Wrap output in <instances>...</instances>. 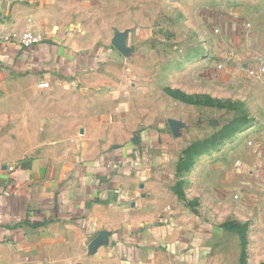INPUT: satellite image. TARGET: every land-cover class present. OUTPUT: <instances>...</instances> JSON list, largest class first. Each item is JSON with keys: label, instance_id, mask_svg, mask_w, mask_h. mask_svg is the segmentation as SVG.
Masks as SVG:
<instances>
[{"label": "crops", "instance_id": "0c3cea01", "mask_svg": "<svg viewBox=\"0 0 264 264\" xmlns=\"http://www.w3.org/2000/svg\"><path fill=\"white\" fill-rule=\"evenodd\" d=\"M255 1L257 69L264 9ZM99 5L0 0V120L10 130L24 120L35 137L18 151L0 149V264H239L230 225L248 234L264 220V109L196 157L186 172L202 169L192 197L176 194L179 130L146 123V110L132 107L139 90ZM25 31L42 40L22 47Z\"/></svg>", "mask_w": 264, "mask_h": 264}, {"label": "rangeland", "instance_id": "374dc122", "mask_svg": "<svg viewBox=\"0 0 264 264\" xmlns=\"http://www.w3.org/2000/svg\"><path fill=\"white\" fill-rule=\"evenodd\" d=\"M253 2L100 0L98 9L107 28L113 37L123 34L128 48L127 56L120 55V65L139 90L132 107L146 110V123L178 129L175 143L180 151L211 137L235 117L246 115L252 123L253 115L263 112L264 75L253 76ZM257 7L264 9V0ZM16 125L11 134L13 123L0 120L4 153L12 146L18 151L35 138L23 128L24 120ZM247 137L236 147L240 159L249 154ZM183 157L181 152L173 179L175 193H186L188 199L202 169L186 173L179 168ZM257 237L262 246L256 245ZM244 240L239 264H264V220L245 233ZM230 253L235 255L232 249Z\"/></svg>", "mask_w": 264, "mask_h": 264}, {"label": "trees", "instance_id": "16d2710c", "mask_svg": "<svg viewBox=\"0 0 264 264\" xmlns=\"http://www.w3.org/2000/svg\"><path fill=\"white\" fill-rule=\"evenodd\" d=\"M250 123L251 120L246 115L235 117L228 125H225L211 137L192 143L190 147H187L183 151L184 157L179 168L188 170L193 165V162L198 155L217 148L224 140L230 138L234 133L241 131ZM230 229L235 230L238 233L239 238H241V245H245L244 234L246 231L243 225L233 223L230 225Z\"/></svg>", "mask_w": 264, "mask_h": 264}, {"label": "built area", "instance_id": "2783aa9c", "mask_svg": "<svg viewBox=\"0 0 264 264\" xmlns=\"http://www.w3.org/2000/svg\"><path fill=\"white\" fill-rule=\"evenodd\" d=\"M3 37L0 35V39H2ZM6 38V37H4ZM8 38H6L7 40ZM42 40V36L40 33H36L33 31H25L23 32L20 36H19V44L24 47V48H29L37 43H39ZM264 71V66L263 67H259L257 69L253 68V75H257L258 72ZM13 165H11L9 167L10 170L13 169Z\"/></svg>", "mask_w": 264, "mask_h": 264}, {"label": "water", "instance_id": "95a60500", "mask_svg": "<svg viewBox=\"0 0 264 264\" xmlns=\"http://www.w3.org/2000/svg\"><path fill=\"white\" fill-rule=\"evenodd\" d=\"M112 44L114 47H116L117 50H119L123 55L127 56L129 54L128 48L125 46L124 42V36L123 34H120L118 32L115 33L113 39H112ZM136 142V139H134ZM5 167V166H4ZM100 240V236L97 235L92 241H91V246L94 247Z\"/></svg>", "mask_w": 264, "mask_h": 264}]
</instances>
